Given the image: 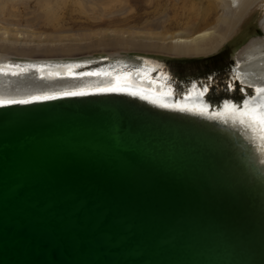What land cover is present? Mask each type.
I'll return each mask as SVG.
<instances>
[{"label": "water", "instance_id": "obj_1", "mask_svg": "<svg viewBox=\"0 0 264 264\" xmlns=\"http://www.w3.org/2000/svg\"><path fill=\"white\" fill-rule=\"evenodd\" d=\"M141 92L0 103V264H264V144L220 118L246 98Z\"/></svg>", "mask_w": 264, "mask_h": 264}, {"label": "rangeland", "instance_id": "obj_2", "mask_svg": "<svg viewBox=\"0 0 264 264\" xmlns=\"http://www.w3.org/2000/svg\"><path fill=\"white\" fill-rule=\"evenodd\" d=\"M156 1L0 0V62L125 61L185 81L234 67L252 44L264 41V0H254L216 48L172 54L170 34L188 29L183 25L170 30L174 16L186 22L188 14L200 13L207 26L200 25L191 35L210 31L216 36L225 31L230 12L219 0L179 4L173 12L166 0Z\"/></svg>", "mask_w": 264, "mask_h": 264}, {"label": "bare ground", "instance_id": "obj_3", "mask_svg": "<svg viewBox=\"0 0 264 264\" xmlns=\"http://www.w3.org/2000/svg\"><path fill=\"white\" fill-rule=\"evenodd\" d=\"M166 1L170 12H173L179 4L184 7L196 0ZM253 1L219 0L220 4L229 10L230 15L225 21V31L216 36L210 31L191 35L195 28L208 23V19L200 13L188 14L186 22L177 20L176 16L174 19L171 15L173 19L170 20V30L183 25L188 29L184 34H170V52L176 55H195L216 48L225 39L241 12ZM155 4L158 5V1ZM156 5L155 7H158ZM260 58H264V41L252 44L239 57V66ZM121 87L136 89L154 97L179 96L182 100L209 94L222 95L226 92L242 96L246 98L244 104L241 107L231 106L222 110L225 113L220 118L227 121L231 128L240 130V135L251 143L253 148L264 144V125L252 119L264 118V65H249L245 69L236 66L218 74L209 73L177 81L168 79L152 68L125 61L0 62V103L82 90ZM215 113L208 117H214Z\"/></svg>", "mask_w": 264, "mask_h": 264}, {"label": "flooded vegetation", "instance_id": "obj_4", "mask_svg": "<svg viewBox=\"0 0 264 264\" xmlns=\"http://www.w3.org/2000/svg\"><path fill=\"white\" fill-rule=\"evenodd\" d=\"M261 61V62H260ZM239 64H240V61H239V58L237 59V61H236V63H235V65H234V67H239V68H244L245 69V67L246 66H249V65H257V64H259V65H264V58L262 59V58H260V59H257V60H254V61H251V62H249L248 64H246V65H243V66H239ZM142 66V65H141ZM150 68V67H149ZM153 69V68H152Z\"/></svg>", "mask_w": 264, "mask_h": 264}, {"label": "snow or ice", "instance_id": "obj_5", "mask_svg": "<svg viewBox=\"0 0 264 264\" xmlns=\"http://www.w3.org/2000/svg\"><path fill=\"white\" fill-rule=\"evenodd\" d=\"M114 90V89H113ZM81 95H85L86 93H80ZM51 98H56V97H51ZM32 101L31 100H26V101H23V103H31ZM161 107H167V105H161ZM180 110H183V109H180ZM254 122L258 121L261 125H264V118H261V117H253L252 118ZM264 162V161H262Z\"/></svg>", "mask_w": 264, "mask_h": 264}]
</instances>
